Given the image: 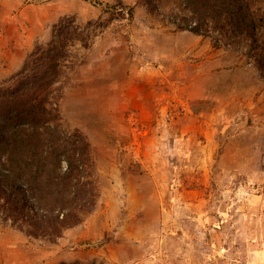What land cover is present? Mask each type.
Here are the masks:
<instances>
[{
	"label": "rangeland",
	"instance_id": "374dc122",
	"mask_svg": "<svg viewBox=\"0 0 264 264\" xmlns=\"http://www.w3.org/2000/svg\"><path fill=\"white\" fill-rule=\"evenodd\" d=\"M158 8L0 0V86L60 19L104 23L74 47L60 104L62 127L91 144L98 205L60 248L17 244L0 222L6 264L54 250L57 264H264V77L249 44L214 47L161 16L185 14L175 0Z\"/></svg>",
	"mask_w": 264,
	"mask_h": 264
},
{
	"label": "trees",
	"instance_id": "16d2710c",
	"mask_svg": "<svg viewBox=\"0 0 264 264\" xmlns=\"http://www.w3.org/2000/svg\"><path fill=\"white\" fill-rule=\"evenodd\" d=\"M175 1L185 14H162L168 23L209 37L214 47L238 50L249 44L264 77L263 0ZM143 2L150 13L161 14L158 0ZM101 28V21L82 25L76 17L60 19L50 42L37 44L0 86V222L30 239L55 244L98 205L91 144L80 130L62 127L60 104L61 76L72 65L74 47L88 48Z\"/></svg>",
	"mask_w": 264,
	"mask_h": 264
},
{
	"label": "crops",
	"instance_id": "0c3cea01",
	"mask_svg": "<svg viewBox=\"0 0 264 264\" xmlns=\"http://www.w3.org/2000/svg\"><path fill=\"white\" fill-rule=\"evenodd\" d=\"M7 232L8 231H5L3 233V235L2 234L0 235V249H3L5 247L4 250H6V248H8V247H12L11 246V243L8 242V241H6V237L5 236L7 235ZM15 236H17L16 237V241H15L17 244H25V245H28V242H31L30 241L31 239H29L23 233H19V235H15ZM61 240H63V238ZM52 247L60 248V243L53 244ZM11 250H13V248H11ZM59 255H60L59 254V251H55V250L53 252L48 251V255H43L40 258L39 257L34 258V260L36 261L34 263L38 264V262H39L40 264H55V263L57 264V262L60 260V258H62ZM2 256H4V255L3 254L1 255V253H0V264H6V260H9L8 257L10 255L8 257H7V255L4 256V257H2ZM30 256H32V253L30 254ZM28 259H30V258H27V260L24 261V263H19L17 261H20V260L13 258V259H11L9 261V263L10 264H27V263L28 264H31L32 263V262H30L31 260H28Z\"/></svg>",
	"mask_w": 264,
	"mask_h": 264
}]
</instances>
